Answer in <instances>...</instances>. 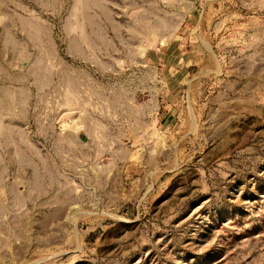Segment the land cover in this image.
I'll return each instance as SVG.
<instances>
[{
	"label": "rangeland",
	"instance_id": "374dc122",
	"mask_svg": "<svg viewBox=\"0 0 264 264\" xmlns=\"http://www.w3.org/2000/svg\"><path fill=\"white\" fill-rule=\"evenodd\" d=\"M0 264H264V0H0Z\"/></svg>",
	"mask_w": 264,
	"mask_h": 264
}]
</instances>
